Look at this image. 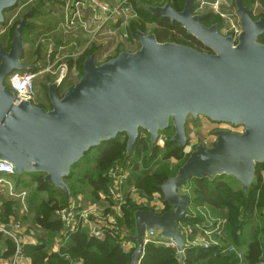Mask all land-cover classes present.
<instances>
[{
	"label": "water",
	"instance_id": "obj_1",
	"mask_svg": "<svg viewBox=\"0 0 264 264\" xmlns=\"http://www.w3.org/2000/svg\"><path fill=\"white\" fill-rule=\"evenodd\" d=\"M22 0H0V24L5 12ZM198 0H185L182 10L170 2L143 4L154 16L177 22L188 35L210 50L176 42H160L154 33L138 31L139 48L121 51L97 63V53L83 65V74L61 94V77L46 81L50 109L19 101L7 88L14 71L39 65L23 60L26 27L39 1L15 25L9 49L0 42V162L12 164L15 174H43L68 201L71 189L65 178L88 151L118 134L127 135L126 158L146 131L152 144L170 126L171 141L187 147L189 116H206L216 123L242 127V132L215 131L211 147L200 143L175 176L159 185L162 201L171 210L157 213L138 209L133 233L121 237L134 242L129 264H140L148 242L173 244L179 262L189 244L181 222L190 212L193 178L230 176L248 191L256 179V165L264 162V16L253 19L242 0H234L240 32L235 40L223 35L218 24L202 23Z\"/></svg>",
	"mask_w": 264,
	"mask_h": 264
},
{
	"label": "trees",
	"instance_id": "obj_2",
	"mask_svg": "<svg viewBox=\"0 0 264 264\" xmlns=\"http://www.w3.org/2000/svg\"><path fill=\"white\" fill-rule=\"evenodd\" d=\"M143 1H148L152 5H163L165 2H170L178 11L182 10L185 4V0H131V4L140 19L133 21L128 27V32L131 36L129 37L130 40L136 37L138 31H142L154 33L160 42H176L211 52L195 37L188 35L179 23L172 22L168 18L152 15L143 6ZM242 2L251 12V1L242 0ZM259 2L260 6L264 9V0H259ZM45 7L46 3L40 1L32 15H35L38 10H43ZM197 7L198 5H196V9ZM9 11L5 12V17ZM202 16V23L205 25L218 24L220 30L222 29V17L218 14L208 12L203 13ZM251 16L253 19H258L253 16L252 12ZM18 21L19 19L16 20V23ZM16 23L9 30L8 36L2 39L6 45V49H9ZM145 23L154 24V29L147 32ZM55 25L56 23L35 27L30 21L24 27L23 35L25 43H30V46L25 48L22 57L24 61L28 63L34 62L35 64L39 62L38 60L34 61L35 57L32 55L34 44L41 34L51 30ZM259 41L264 43V35L259 37ZM95 52V48H90L78 60V75L72 77L73 75L70 74L62 82L60 86L61 94L73 87L81 78L84 61ZM38 53L40 54V52ZM37 69L38 67L31 71H36ZM54 80L55 77L45 75L41 88L43 87V90L47 92L45 82ZM5 84L9 88L8 84ZM34 104L47 109L51 107L47 93L43 98L38 97ZM170 130L174 134L172 126L160 133V139L162 138L164 141L163 146L152 144L149 134L141 130L140 136L128 158H126L127 135L125 133L118 134L115 139L105 141L99 146L92 148L72 166L69 176L65 178L66 183L71 189L72 195L70 201L66 199L65 194L60 189L55 188L50 183H46L43 174H24L18 177L17 185L25 187H31L32 184L35 185L29 202V209L35 214L33 225L50 233H61L64 235V243L58 251L51 252L45 238L36 244L24 245L23 253L31 259V263L71 264L74 261L81 260L82 264H129L135 244L133 247L131 245L125 248L124 242L126 243V239H123L120 233H133L135 228L134 213L136 210L151 209V207L138 205L135 200L127 199L126 203L124 202L122 205L121 215L115 216L119 233L115 236L107 235L105 239L91 236L85 229L67 232L54 213L57 208L67 206L72 201H76L80 196L85 195V198L91 201H100L102 196L108 198L106 194H108L109 187L113 183L112 178L108 175V171L118 161L131 169L127 185L132 184L135 189L140 191L143 197L151 200L154 194L160 193L159 185L169 177L175 176L178 169L189 156V154L186 155L184 153L185 148H180L177 142L171 141L173 135L168 136L171 132ZM172 158L180 162L174 169L170 168L168 163ZM129 163H131L132 168L129 166ZM263 173L264 162L256 165V179L248 191H245L242 186L238 184L237 186L232 181L227 180L226 176H217L213 179L206 176L191 180L189 187L191 195L190 212L181 222V227L187 224L195 227L202 222L208 223L209 218L206 217L207 211L205 208L212 212H222L227 218L226 223L229 228L226 229L225 238L223 239L228 243L223 242V244L219 242L218 245H211L207 248L189 246L184 251L183 264H240L239 261L242 260L246 264L264 263V237H262L264 234H259L262 225H264ZM2 176L4 175L0 173V177ZM26 177L31 182L25 183L27 181ZM0 203V222L3 218L10 216H14L15 220L18 219L17 210H13L14 202L4 197L1 189ZM110 204L113 205V201ZM168 210H171V206L163 202V209L157 213ZM105 212H108V208ZM111 213L114 215L113 212ZM254 221H256V224H254ZM246 229H249V232L244 236ZM3 233L0 231V241H4L7 246L5 257L13 256L16 252V245L12 239H5ZM216 236L218 237V235ZM228 244H234L237 247L242 244L245 245L242 250V260L238 259L233 253L224 252V248ZM177 254V249L173 246L150 241L145 246L140 264H182L179 262Z\"/></svg>",
	"mask_w": 264,
	"mask_h": 264
},
{
	"label": "built area",
	"instance_id": "obj_3",
	"mask_svg": "<svg viewBox=\"0 0 264 264\" xmlns=\"http://www.w3.org/2000/svg\"><path fill=\"white\" fill-rule=\"evenodd\" d=\"M38 1L46 3V7L43 9L45 12H47L46 8L54 4L53 2L59 3L61 5V17L59 21L55 22L56 25L51 30L40 35L35 44L36 47L41 49L42 65L36 71H14L7 77L6 83L9 89L15 92L19 101L35 102L37 81L40 77L43 78L45 75H50L55 77V79L61 77L64 81L70 74L77 76L78 70L75 66H72V69L70 68V61H78L88 49L93 48L95 45L101 48L97 54V63H103L111 56H109V50L105 52H102V50L109 49L113 42L117 44L120 40H126L131 45L137 41L136 38L131 41L126 34L122 35L120 33V27L127 24V21L132 18L131 14L135 13L133 6H131V0H118L115 3L107 0H26L10 10L5 17L4 23L0 24V42L4 37H7L16 20L20 19L23 13ZM197 5V9H199L201 14L208 13L211 10V12L218 14L223 19L232 21L231 15L226 11V7H230L228 0H198ZM232 27L236 28L234 36L237 39L240 28L238 29L234 23H232ZM70 36L75 38L76 44V41L68 44L67 41ZM58 38L62 40L58 42ZM79 41H83V44H79ZM107 45L108 47H105ZM0 173L5 176H13L15 170L12 164L0 162ZM108 175L112 178L113 183L106 195L108 199L113 201L111 210L115 212V215L108 219L109 225L104 226L97 219V216L94 215L96 212L93 211L92 207L72 201L67 206L57 208L54 213L67 232L85 229L91 236L99 239H105L107 235L115 236L119 233L115 216L121 215V208L126 199L127 180L131 175V169L118 162L108 171ZM6 184L11 185L3 176L0 177V186L3 187ZM10 193L12 195L16 194L12 188ZM27 194V191L22 190L16 195L24 200ZM150 204L154 210L159 206L155 199L150 200ZM22 226L23 223L20 219L13 226H6L0 223V231L11 238L16 245L15 255L11 261L5 264H16L20 258L22 243L11 229H21ZM182 229L189 246L207 248L211 245L219 244V242L214 241L212 234L215 231L211 229H199V232L196 233L194 226L190 224L182 226ZM165 245L174 247L173 244ZM224 252L233 253L238 259H243V251L239 250L234 244L226 245ZM71 264H82V261H74Z\"/></svg>",
	"mask_w": 264,
	"mask_h": 264
},
{
	"label": "rangeland",
	"instance_id": "obj_4",
	"mask_svg": "<svg viewBox=\"0 0 264 264\" xmlns=\"http://www.w3.org/2000/svg\"><path fill=\"white\" fill-rule=\"evenodd\" d=\"M107 1L113 3L115 0H107ZM248 1L249 2L251 1V10H252L251 12H252L253 16H255L256 18H260L261 16H264L263 15L264 9L260 6L261 4H260L259 0H253V1L248 0ZM23 2H24V0L22 1V3ZM143 3H145L147 5L151 4L148 1H143ZM228 3H230V7H226V11H227V13H229L231 15L232 21H230V19L225 20L227 22V24L223 25V27L221 29V33L223 35H232L235 39L234 35H235V29L236 28L232 27V23H234L238 29L240 28V25H239L238 17L236 15L234 1L228 0ZM131 6H133V5H131ZM209 12H211V10H209ZM196 13H200L199 9L196 10ZM53 17H54L53 15L50 16V13L46 14L45 11L38 10V12L35 15H32V17L30 18V21L35 27H38V26L40 27L41 25H44V24L55 23ZM131 17L132 18L129 21H127V24L122 25L120 27V33L122 35L126 34L127 37H131L129 32H128V27H129L130 23H132L133 21H136L137 19H140L139 15H138V13H136V11H135V13L133 12V14H131ZM154 27H155L154 24L145 23V28H146L147 32L153 30ZM240 30H241V28H240ZM57 40L59 42L62 39L58 38ZM137 43H138V41H137ZM29 46H30V43L29 44L25 43V48H28ZM95 46L98 47L97 45H95ZM137 48H139V46L129 45L128 41H126V40L121 41L120 40L117 44L115 42H113L112 46L109 49H104V50H102V52L109 50V56H111L110 58H113L116 54L120 53L122 50L129 49V51H134ZM203 51H207V50L203 49ZM38 52H40V54ZM32 55L35 57V60H38L39 62L41 61V57H42L41 56V50H40V48L36 47V45L34 46V50H33ZM98 62H100V61L98 60ZM72 77H75V76H72ZM42 82H43V78L42 77L38 78L36 89H37V97H39V98L45 97V95L47 93L46 91L43 90V87L41 88ZM64 92H62V93H64ZM36 99H38V98H36ZM218 129H227V130H231L234 132H242L243 131L242 127L234 128V127H231L230 124L212 122L206 116H198L197 118H193L192 116H189V118L187 120V124H186V135L188 137V142H187V147H185V149H184V153L186 155H188L200 143H204L207 147L213 146V144L216 140L215 131ZM170 131L171 132L168 134V136L173 135V131L172 130H170ZM163 143H164L163 139L162 138L159 139V145L163 146L164 145ZM118 162H120V161H118ZM168 163H169L170 168H172V169H174L175 167H177L180 164V162H178L175 158H172L171 160H169ZM129 166L132 168L131 163H129ZM24 174H22V175H24ZM22 175L15 174L14 176H12V178L17 181L18 177H20ZM3 177H5V175ZM226 179L229 181H232L233 183H235L237 185V182L234 181L230 176H226ZM7 180H9L8 177H7ZM11 182L13 183V181H11ZM27 182L29 183L28 180L25 183H27ZM30 182H31V180H30ZM263 182H264V173H263ZM11 188H13V185L11 186ZM34 189H35V187H25V186L22 188V190L27 191V193L29 195H31V193L33 192ZM18 193L19 192L17 191L16 194H18ZM16 194L14 195V197H18ZM82 195H84V194H82ZM127 199L135 200L138 203V205H144L147 207H151V209L154 210L150 204V199L143 197L141 195L140 191L138 189H135L132 184H129L126 187L125 203H126ZM154 199L159 205L158 208H156L154 211L161 212V210L163 209V204L161 202V195L159 193L154 194L153 197L151 198V200H154ZM76 201L81 205H84V206L86 205L88 207H92L93 211L96 212V214H94V215L97 216V219H99L100 222H102V224L104 226L109 225V221H108L109 217H112L115 215V212L113 210H111L112 205L110 204V202H112V201L108 198H105V196H102L100 201H97V200L91 201L90 199L85 198V195H84V196H80L78 199H76ZM106 208H108V212H105ZM206 211H208L206 214L207 215L206 217L209 218L208 223H210V224H207L206 222L205 223H203V222L199 223L198 226L194 227L196 233L199 232V229H211L213 231H216L215 233L217 235H219L221 237L224 236L226 229H229L227 226V223H226L227 218L223 215L222 212H219V211L218 212H214V211L212 212L211 210H208V209ZM111 212H113L114 215ZM251 223L253 224V222H251ZM254 224H256V221H254ZM261 228L262 229H260V233H259L260 235H261V233L264 234L263 233L264 232V225H262ZM248 232H249V229H246L244 236H246V233H248ZM227 234H228V230H227ZM262 237H264V236H262ZM127 242H129V243H127ZM130 244L133 247V245H134L133 242L130 243V241H126V243L124 242V247L128 248ZM244 247H245V245H243V244L238 246L239 250H243ZM239 262H240V264H246L244 262V260L239 261Z\"/></svg>",
	"mask_w": 264,
	"mask_h": 264
},
{
	"label": "crops",
	"instance_id": "obj_5",
	"mask_svg": "<svg viewBox=\"0 0 264 264\" xmlns=\"http://www.w3.org/2000/svg\"><path fill=\"white\" fill-rule=\"evenodd\" d=\"M117 1L118 0H115L113 3L117 2ZM53 3L54 4H52L49 8H46L47 9L46 14L50 13V16L53 15L54 21L56 22V21H59L60 17H61V5L59 3H56V2H53ZM206 11H208V10H206ZM222 21H223V25L227 24L225 19L222 18ZM74 41H76V40L73 36L68 37V41H67L68 44L69 43L71 44ZM131 41H133V39ZM137 41H138V39H137ZM137 41L131 45L139 46L138 45L139 42L137 43ZM76 43H77V41L75 42V44ZM79 44H83V41H79ZM105 47H108V45ZM93 48L96 49L95 53H97V54H98L99 49H101L100 47H96V46H94ZM33 50H34V47H33ZM126 51H129V49H127ZM34 61H36V60H34ZM70 62H71L70 68L72 69V66H75V68L77 69V64H78L77 62L78 61H76V62L70 61ZM37 63L39 65L38 66V68H39L43 63L42 57H41V61L37 62ZM33 64H35V63L33 62ZM36 98H38V97H36ZM7 177L9 178L8 181L10 182L11 185L6 184V185H3V187L0 186V189L4 191L3 192L4 197H6L8 200L14 202V209L13 210H15V209L17 210V213H18L17 218L18 219L15 220L14 216H10L8 218H3L0 223H2L3 225H6V226H13V224L17 220L20 219L22 221L23 226L21 229H11V231H13L19 237V239L21 240V243H22L20 258L17 260L16 264H32L31 259L26 257L23 253V246L24 245L36 244L38 242H41L42 239L45 238L47 245H48V248L50 249L51 252H54V251H58L59 248L63 245V243H64L63 236L64 235H62L61 233H50V232L45 231L44 229L37 228L35 225H33V219H34L35 214H34V212L30 211V209H29L30 195L27 194V196L24 200H22L19 197H14V195H12L10 193L11 186L13 185L12 190L14 192L22 191V188L24 186L23 185H17V181L14 180L12 178V176L6 175L4 178L7 180ZM26 179L30 182L28 177H26ZM11 181H13V183ZM31 187H35V185L32 184ZM0 206H1V203H0ZM205 210H207V208H205ZM215 232H213V234H212L214 241H217L220 243H223V242L228 243V242H225L223 239V238H225V235L222 237L218 235V237H217L216 236L217 234ZM3 234H4L3 236L5 239H11L5 233H3ZM127 243H129V242H127ZM130 243H132V242L130 241ZM129 246H131V244ZM6 251H7L6 243L4 241H0V264H5V263L11 261L12 257L15 255L14 254L13 256L5 257Z\"/></svg>",
	"mask_w": 264,
	"mask_h": 264
}]
</instances>
